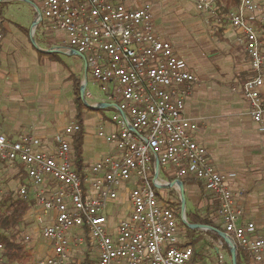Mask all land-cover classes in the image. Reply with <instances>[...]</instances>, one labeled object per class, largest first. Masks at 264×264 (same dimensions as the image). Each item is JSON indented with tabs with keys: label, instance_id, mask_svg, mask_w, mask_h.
<instances>
[{
	"label": "built area",
	"instance_id": "1",
	"mask_svg": "<svg viewBox=\"0 0 264 264\" xmlns=\"http://www.w3.org/2000/svg\"><path fill=\"white\" fill-rule=\"evenodd\" d=\"M30 1L53 30L66 35L68 51L84 55L94 80L115 103L113 129L101 127L98 135L116 152L82 173L74 165L70 140L77 124L57 134L55 149L43 148L33 134L10 139L0 130V201L9 192L29 201L25 220L33 232L27 231L25 240L45 244L42 250L38 243L36 259L27 264H68L90 244L97 264H228L231 245L222 237L215 241L216 260H197L189 241L180 244V210L160 200L155 190L162 172L202 181L219 202L221 225L237 250L242 248L251 264H264V235L254 222L243 221L227 176L193 136L198 123L185 109L188 88L198 77L154 25V6L170 0L149 1L138 9L124 0ZM188 1L214 15L223 7L221 0ZM225 16L250 58L253 75L241 90L253 121L264 131V7L241 0ZM3 37L0 18V41ZM84 94L90 95L85 89ZM122 191L126 204L114 223L105 211L109 202H121ZM0 264H20L7 259L3 244Z\"/></svg>",
	"mask_w": 264,
	"mask_h": 264
},
{
	"label": "crops",
	"instance_id": "2",
	"mask_svg": "<svg viewBox=\"0 0 264 264\" xmlns=\"http://www.w3.org/2000/svg\"><path fill=\"white\" fill-rule=\"evenodd\" d=\"M10 1L28 2L33 9L26 16L33 17L35 23L30 29L21 24V19H8L9 23L0 11L4 34L0 41V130L10 139L33 134L42 140L43 148L55 149L57 134L70 125H78L81 118L84 128L81 172L89 173L91 164L116 152L112 144L107 150H96L89 137L96 133L97 128L98 131L101 127L107 131L113 129L109 114L115 111V103L108 100L102 84L103 95L100 97L89 91L88 73L91 76L92 73L84 56L77 51H68L64 33L59 32L61 37L52 39L50 34L58 31L50 27L47 18L43 17L37 23L38 15L35 19L33 16L37 7L35 4L29 0H0V8ZM124 1L131 9H138L149 1L157 2ZM170 1L156 3L154 23L156 32L172 42L176 54L187 60L188 69L198 77L188 88L185 109L186 116L198 123L193 136L207 147L216 169L227 176L228 185L236 194L237 206L244 212L243 221L254 222L257 233L264 235V131L253 121L249 103L241 90V86L253 75L250 58L244 45L237 41V30L225 16L241 0H221L223 7L217 15L200 11V19L188 12L185 3L190 1ZM33 35L42 37L46 50L32 46ZM47 37L49 39L46 40ZM52 52L56 57L51 56ZM93 83L99 84L94 78ZM77 84L80 91L84 87L90 94L93 106L86 104V107L84 104L78 110ZM80 96L83 101L81 92ZM87 110L93 113L88 116ZM76 133L77 130L70 135L75 167ZM162 174L166 182L177 180V177L162 172L159 181ZM181 181L185 196L189 192L194 205L190 213H199L221 225L219 202L205 184L192 178ZM178 188L175 185L165 189L167 193L181 198ZM125 198L126 194L122 191L120 201L124 202ZM208 230L201 228L198 233L200 242L193 245L195 257L200 261L216 260L218 257L215 241L222 235L214 237ZM179 238L180 244L194 241L182 230ZM226 253L228 264H232L231 250Z\"/></svg>",
	"mask_w": 264,
	"mask_h": 264
},
{
	"label": "rangeland",
	"instance_id": "3",
	"mask_svg": "<svg viewBox=\"0 0 264 264\" xmlns=\"http://www.w3.org/2000/svg\"><path fill=\"white\" fill-rule=\"evenodd\" d=\"M257 1L261 5L264 4V0H257ZM169 2H171V1H169ZM179 2H182V1L179 0ZM185 5L187 6L188 12H190L191 14L195 15L196 17H198L200 19V12L195 8V6L193 4H191V2L190 3L186 2ZM31 9H33L32 6L26 1H21V2L20 1H10L7 5L5 4L2 9L0 8V11H1L2 15L5 16V18L7 20L11 19V20L19 21V19H21L22 20L21 24L26 26V27H28L30 29L31 26L35 23V21H33V17H27L26 16L27 13L31 11ZM36 15H37V10H36V8H34V10H33L34 19L36 18ZM9 20H8V22H9ZM154 25H155V23H154ZM34 36L35 35L32 36V41H30V42H32V46L36 45L38 47V49L46 50L47 46L45 44V41L42 39V37L37 35V37L35 36V38H34ZM50 36L52 37V39L56 40L57 37H61V34L59 32H53L52 34H50ZM47 39H49V37H47L46 40ZM39 68H41V67H39ZM51 78L53 79L52 76H51ZM88 80H89V87L88 88L90 89L89 91L93 95H95V97L98 98L101 95H103V92L104 93L106 92L105 89L102 92V90L100 88L101 87L100 83L99 84H94L93 83V78H92L90 73H88ZM81 90H82V88H81ZM83 103L85 105L86 104H90L91 106H93L94 101L92 100L91 96L89 95L85 99L83 98ZM86 107H87V105H86ZM87 113H88V116H89V114H92L93 111L87 110ZM112 113L113 112H111L109 114V117L112 116ZM97 131H98V128H97ZM97 131H96V133H92V135H89V137L91 136L90 140L92 141V144L94 145L95 149L96 150H107V149H109L110 143H107L104 140H102L99 137ZM160 181H161L162 184L166 183V179H165V176H163V174L161 176ZM12 186H14V184H12ZM155 190H156L157 194L159 195L160 200L166 202L167 204H174L176 206H179V208H180V220H181L180 221V227H181V230H182V232H185V233L187 232V237H189L191 239V237L189 236V233L187 231V225H185V223L182 220V208H181L182 206L178 202V201H181V198H179L178 195L173 196L172 193H171L172 195L169 192L167 193V189H165V188H159V187L155 186ZM17 197H20V196L17 195ZM125 204H126V202H123V201L122 202H118V201L117 202L116 201L109 202V206H108L107 210L105 211V213L107 215H110V218L112 219L111 221H113L115 223V221L121 215L122 209L125 207ZM193 206L194 205H193L192 199H191V197L189 195V192H188L187 195H186L185 213L186 214H188V212L190 213V211L193 209ZM26 215L27 214H25V216H24L23 222L20 225H18L15 230L13 229L11 231L13 233H15V234L17 233V236L20 237L19 240L23 244H25L26 248H28L27 250L30 249L31 253L33 254L32 260H34V259H36L35 255H36V252H37L38 243H40V242L39 241L35 242V240H33V241H28V240L26 241L25 240L26 232L27 231L33 232V227L29 226L27 224V220H25ZM24 222H25V224H24L25 228L23 227V223ZM197 235L198 234H196V236ZM199 242H200V240H199ZM42 244L40 245V247H43L42 250H44V245L45 244H43V245ZM86 252L89 253V256H90L89 259L93 261V264H97V254L95 253V249H94L93 245H91V244H90V246H86L84 251H81V252H77L76 251V253L72 256L70 263H68V264H77V263L78 264H80V263L83 264L85 262ZM75 261L77 263H75ZM84 264H89V263H84ZM242 264H247V263L244 262Z\"/></svg>",
	"mask_w": 264,
	"mask_h": 264
},
{
	"label": "trees",
	"instance_id": "4",
	"mask_svg": "<svg viewBox=\"0 0 264 264\" xmlns=\"http://www.w3.org/2000/svg\"><path fill=\"white\" fill-rule=\"evenodd\" d=\"M261 27L264 29V24H261ZM264 38V36H263ZM52 57H56L55 52H52ZM80 86L77 84L76 86V94H77V103H78V110L84 106V103L80 96ZM77 136L75 139V152H76V169L78 172H81L82 168V153H83V135H84V128L82 124V119L80 118V122H78V130ZM181 204V201H178ZM174 207H177L179 210V206L174 204H170ZM30 208V203L26 199L21 197H17V195L13 192H9L5 197L0 201V244H3L5 247V254L7 259L10 261H19L20 264H27L32 260L33 254L31 253L30 249L27 250L25 244H23L19 239L20 237L17 236V233H13L11 230H15L18 225H20L23 220L24 216ZM187 219L191 224H202L205 226H209L212 229L208 231L214 236L218 237L221 232L224 231V227L221 225H217L208 217H202L199 213L193 212L187 214ZM187 231L189 236L194 238V241H191L192 245L195 246V243L199 242L200 235V228H191L187 226ZM89 253L86 252L85 262L93 264V261L89 259ZM250 263V259L248 254L240 247H238L237 251V264L242 263ZM70 263V262H69ZM75 263H77L75 261ZM83 263V264H84ZM78 264V263H77ZM82 264V263H80Z\"/></svg>",
	"mask_w": 264,
	"mask_h": 264
},
{
	"label": "water",
	"instance_id": "5",
	"mask_svg": "<svg viewBox=\"0 0 264 264\" xmlns=\"http://www.w3.org/2000/svg\"><path fill=\"white\" fill-rule=\"evenodd\" d=\"M31 2V1H30ZM36 10H37V15L40 16L42 18V15H41V12L39 10V8L36 7ZM39 21L37 20V23ZM79 54H82L81 52L77 51ZM83 55V54H82ZM84 56V55H83ZM84 87L82 88L81 90V95H82V98H85V94H84ZM100 107V106H98ZM155 179H158V173L155 175ZM175 185H178L179 188H180V194H181V208H182V215H185V217L183 218V222L185 223V225L191 227V228H207V229H212L210 228L209 226H205V225H202V224H191L187 218H186V214H185V208H186V196H185V189H184V184L181 180L177 179L173 182H171L169 185H162V184H158L156 183V186L159 187V188H167V187H175ZM222 235V238H224L227 242L230 243L231 247H230V250H231V255H232V262L233 264H237V246L234 242V240L232 239V237L230 235H228L227 233L225 232H221L220 233Z\"/></svg>",
	"mask_w": 264,
	"mask_h": 264
},
{
	"label": "bare ground",
	"instance_id": "6",
	"mask_svg": "<svg viewBox=\"0 0 264 264\" xmlns=\"http://www.w3.org/2000/svg\"><path fill=\"white\" fill-rule=\"evenodd\" d=\"M30 1V0H29ZM178 179V178H177ZM179 180H181V179H179ZM178 186V185H177ZM180 189V188H179ZM233 239V238H232ZM234 240V239H233ZM234 242H235V244H236V246L238 245L237 244V242L234 240ZM231 263L233 264V262H232V255H231Z\"/></svg>",
	"mask_w": 264,
	"mask_h": 264
}]
</instances>
